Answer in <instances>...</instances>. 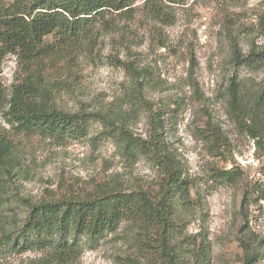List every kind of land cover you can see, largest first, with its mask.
<instances>
[{
    "label": "rangeland",
    "instance_id": "rangeland-1",
    "mask_svg": "<svg viewBox=\"0 0 264 264\" xmlns=\"http://www.w3.org/2000/svg\"><path fill=\"white\" fill-rule=\"evenodd\" d=\"M174 1L106 9L79 36H46L49 56L4 58L0 136L13 153L0 166V264H264V0ZM20 86L38 105L90 115L86 133L21 130L10 115ZM122 194L130 210L101 238L70 232L65 250L60 233L24 237L37 205L111 210Z\"/></svg>",
    "mask_w": 264,
    "mask_h": 264
},
{
    "label": "trees",
    "instance_id": "trees-1",
    "mask_svg": "<svg viewBox=\"0 0 264 264\" xmlns=\"http://www.w3.org/2000/svg\"><path fill=\"white\" fill-rule=\"evenodd\" d=\"M134 1L15 0L7 5L0 0V67L10 53H22L29 61L49 56L53 50L45 43L46 36L57 34L62 40L72 39L89 30L106 9L123 10ZM158 12L154 13L155 16L159 15ZM230 95L233 109L240 112L242 92L234 80L230 84ZM12 102L11 122H16L21 130L29 133L56 137L83 135L91 122L90 115L68 114L32 102L23 86L15 91ZM252 135L257 136L255 133ZM12 151V142L0 136V166L10 163ZM173 176L174 172L172 182L179 184V177ZM140 197L142 205L135 204L146 209V212H152L154 206L150 199L145 195ZM131 202V195L122 194L111 210L97 200L42 203L31 210L23 228L24 237L34 234L33 242L47 245V240L51 242L54 235L60 233L65 240L62 248L67 250L77 246V243H68L70 232L76 237L88 234L93 240L101 238L107 231L115 230L120 219L130 210ZM41 235L47 240L42 239Z\"/></svg>",
    "mask_w": 264,
    "mask_h": 264
}]
</instances>
